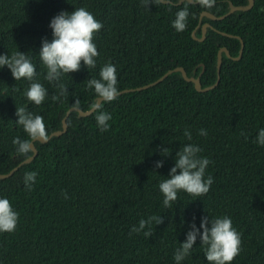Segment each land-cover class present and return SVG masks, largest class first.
<instances>
[{
  "label": "trees",
  "instance_id": "16d2710c",
  "mask_svg": "<svg viewBox=\"0 0 264 264\" xmlns=\"http://www.w3.org/2000/svg\"><path fill=\"white\" fill-rule=\"evenodd\" d=\"M168 1L145 7L142 0H0V55L24 52L37 73L34 81H16L6 65L0 68V173L18 165L0 177V198L9 199L18 213L15 230L0 232V264H176L174 254L192 225L200 228L207 218L211 227L224 216L241 237L231 264H264V145L256 142L264 128V0L221 19L200 13L219 16L229 10V1L248 0H215L212 8L197 0ZM81 7L103 25L93 37L99 55L95 68L82 61L79 71L62 75L68 92L60 95L56 82L45 79L39 53L43 41L53 39L52 18ZM185 7L187 26L177 32L172 22ZM205 22L210 25L205 37L194 39L192 30L200 37ZM236 35L244 45L234 59L240 48ZM221 46L231 56L222 52L219 81L206 91L171 71L154 85L104 102L101 111L111 115L107 131L98 127L95 110L66 115L70 107L86 110L95 104L88 79H100L108 63L116 68L118 90L149 83L175 66L198 76L201 87L209 86L217 78ZM32 82L47 90L40 105L26 97ZM19 107L42 116L48 135L66 121L63 133L32 141L37 154L21 164L26 157L16 153L12 141L29 137L16 123ZM189 143L210 161L204 178L211 176L213 183L200 197L179 191L168 209L159 184L169 178L176 152ZM164 148L169 155L161 154ZM157 161L163 166L157 168ZM30 171L37 176L28 190L24 175ZM153 215L163 223L153 222L152 237L143 231L130 235L141 219ZM206 247L198 236L180 264H210Z\"/></svg>",
  "mask_w": 264,
  "mask_h": 264
},
{
  "label": "clouds",
  "instance_id": "9594fccd",
  "mask_svg": "<svg viewBox=\"0 0 264 264\" xmlns=\"http://www.w3.org/2000/svg\"><path fill=\"white\" fill-rule=\"evenodd\" d=\"M161 0H142L145 7L149 3H159ZM203 8H212L215 0H197ZM189 11L185 7L176 13L172 22L177 32L186 29ZM49 27L52 29L53 39L51 42L44 40L39 57L47 68L45 79L50 83L56 82L60 89V95L68 92L66 85L60 82L63 74H69L79 71L81 62L88 68H95V57L99 55L97 47L93 42V37L102 27L92 13L81 7L71 13L61 12L52 18ZM7 66L16 81L26 79L34 81L36 77V68L26 53L21 51L14 52L11 56L8 54L0 55V68ZM100 79H88L87 87L94 88L95 94L100 98L101 103L92 105V108L98 113L96 115L97 125L101 131L109 129L108 121L111 115L101 111L104 102H112L117 99L119 90L117 88L116 68L113 64L108 63L103 66L99 73ZM26 97L35 105L44 102L47 96L46 88L39 82H32L26 91ZM53 100L59 99V96L53 95ZM18 120L16 123L23 126L29 139L21 140L19 137L13 139L12 143L16 146V153L27 157L32 152V141L39 140L47 142L49 139L46 125L43 117L33 115L19 107L16 110ZM200 135L206 136L207 131L200 129ZM184 136L191 140V132L185 130ZM258 144L264 145V128L259 130L257 141ZM201 149L194 144H186L182 149L176 152L175 165L170 169L169 178L159 184L164 199L163 204L170 209L178 200V192L184 191L194 197L205 195L213 183V178L209 176L205 180V170L210 163L207 158L199 157ZM162 155H169L168 148L161 150ZM163 161H157L156 167H162ZM179 169V172L177 171ZM37 173L35 171L26 172L24 175V184L28 190L32 189L36 182ZM65 198L67 194L65 193ZM18 213L7 198H0V232H13L17 226ZM163 223L161 216H150L146 220L141 219L138 226H133L132 233L143 234L146 238L154 235L152 224ZM204 218L200 228L193 224L192 228L186 234V240L174 254L176 264H180L192 252L193 245L199 236L202 245H206L205 256L210 264H231L241 250L240 234L233 228L232 221L229 217L224 216L211 221ZM147 229V230H145ZM202 230V231H201Z\"/></svg>",
  "mask_w": 264,
  "mask_h": 264
},
{
  "label": "water",
  "instance_id": "95a60500",
  "mask_svg": "<svg viewBox=\"0 0 264 264\" xmlns=\"http://www.w3.org/2000/svg\"><path fill=\"white\" fill-rule=\"evenodd\" d=\"M161 1L162 2H169L168 0H161ZM182 1L183 0H178L177 3H181ZM188 1L192 2L193 0H188ZM253 3H254V0H248L246 4H237L236 5V4H233L231 1H229V10L226 13H224L222 15H219V16H216V15L212 14L211 12L202 11L200 13V16L205 15V16H208V17L213 18V19H221V18H223V17L231 14L235 10H238V9L246 10V9L250 8L253 5ZM207 26H210L208 22H205V23L202 24V26H201V36L200 37H196L195 36L194 30H192L191 36L194 39L202 40L205 37V31H206V27ZM221 33L227 34V35H232V34H228V33L224 32V31H221ZM236 37H238L239 40H240V48H239L238 55L235 56V57H233L234 59H237V58H239L241 56V53H242V50H243V45H244L242 39L239 36H237V35H236ZM222 52H224L226 54V56H229V57L231 56L230 53H229V51H228V49L225 46H221L218 49V51H217V63H216L217 78H216V81L213 84L209 85V86L201 87V82H200L198 76L197 77L187 76L186 71H185V69L182 66H175V67L167 70L161 76H159L157 79H155V80H153V81H151L149 83H146V84L137 86L135 88H127V89L119 90V93H121L123 91H129V90L130 91L131 90H136V89L139 90V89L146 88V87H149L151 85H154L157 82H159L160 80H162L165 76H167V74L170 73L171 71H180L181 74H182V76L186 80L192 81L194 83V85H195V87H196L197 90H199V91H206V90L214 87L218 83V81H219V78H220L219 72H220V66H221V62H222ZM100 102H101L100 101V98L97 97V99L95 101V104L96 103H100ZM70 110H77L78 114L81 115V116L88 115V114H90L91 112L94 111V109L92 107H90L89 109H86V110H82V109L74 106V107H70L67 110L66 115L69 113ZM65 129H66V121H65V118H63V120H62V129L52 131L49 134V137L52 136V135H59V134L63 133L65 131ZM31 143H32L31 146H32V149H33L32 150V154L30 156L26 157L25 159H23L19 164H21L23 162H29L37 154V148H36V146L33 144V142H31ZM17 166H14L7 173H0V177H7V176L11 175L14 172V170L17 168Z\"/></svg>",
  "mask_w": 264,
  "mask_h": 264
}]
</instances>
